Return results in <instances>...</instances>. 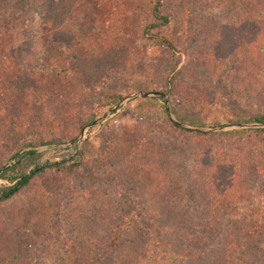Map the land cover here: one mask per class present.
Here are the masks:
<instances>
[{
    "label": "rangeland",
    "instance_id": "1",
    "mask_svg": "<svg viewBox=\"0 0 264 264\" xmlns=\"http://www.w3.org/2000/svg\"><path fill=\"white\" fill-rule=\"evenodd\" d=\"M162 11L152 33L172 49L147 34L142 0H0V175L15 152L38 156L0 199V264H264V141L248 132L264 129L248 122L264 115V0ZM151 92L185 127L163 99L135 96ZM108 94L123 99L87 124ZM171 124L231 128L201 132L226 134L208 142ZM223 141L242 173L216 154Z\"/></svg>",
    "mask_w": 264,
    "mask_h": 264
},
{
    "label": "trees",
    "instance_id": "2",
    "mask_svg": "<svg viewBox=\"0 0 264 264\" xmlns=\"http://www.w3.org/2000/svg\"><path fill=\"white\" fill-rule=\"evenodd\" d=\"M142 1H144L145 4L149 5L150 16H151L152 20L154 21V24L151 27L146 28L147 34L151 38L159 41L166 48L172 49L173 48L172 43L167 38H165L164 36H160V35L157 36V35H155V33H152V31H154V30L161 31L162 29L167 27L169 24V17L166 14H164L162 11V0H142ZM253 9H255V6L253 7ZM166 80L167 81H165L166 84H165L164 89L159 90V91L166 93L171 98V96L173 95L174 88L179 84L178 77L176 74H174V68L169 69V71L166 73ZM122 99H123V97L120 95H115V94L104 95L103 98L101 99L100 103H99L98 110L88 118L86 123L89 124V123L94 122L100 112L111 108L113 105H116ZM250 121H253V122L259 123V124H264V115H256L253 118L248 119V122H250ZM202 125H205V124L202 123ZM171 127L176 129L179 132H185L187 134L193 135L198 140H204V141H208V142H211L214 139L216 140V138H218V137H222L223 135H226V134L201 133V132L193 133L192 131H186V130L182 129L181 127H179L177 125H173V124H171ZM248 132L250 134H252L253 136H255V138H260L262 141H264V129L249 130ZM228 142L229 141H226V142L223 141V143H221L222 146L219 149L221 151L220 152L216 151V154L225 163L239 168V166L237 165V163L240 162L238 157L235 154L230 153L226 149V147L229 146ZM52 143L53 142L48 143V144H52ZM26 146H28L29 148L34 147L33 144H28ZM37 158H38L37 153L35 151H33L32 149L30 151H26L22 154L19 152H15L14 154L11 155L10 159L16 160L15 164L13 167L8 168L4 173H2L0 175V178H6L9 173H13L14 175L13 176L11 175L8 178H9L10 182H13L14 184L9 186V187L0 188V199H8L13 194H15V192L22 185H25L28 183L30 178L27 175L20 173V170L22 168L21 163L24 160H29L30 162H35ZM65 166H66V163L59 162V163L53 164L51 167H46L42 170H48L50 168H65ZM200 170H203L202 172H204V171H207L208 173L210 172L209 174H211L210 175L211 179H214L215 181L218 180L219 178H222V176H221L222 170L216 169L215 167L211 166L210 164H205L204 166L201 167ZM234 170L236 171V169H234ZM239 170L242 173V169L239 168ZM36 171H38V168L35 169V171H33L31 174L33 176L36 175V173H35ZM237 172H235V173H237ZM205 176H207V175H205ZM136 213L139 214L138 211ZM132 218H135V217L133 216ZM140 218H143V216ZM131 226H132V222L129 221L128 225H126V229L130 230ZM174 230L176 232H178V234H182L180 232H182L183 229L181 227H179L178 229H174ZM192 237L196 238L195 235H192ZM114 246H115V249H117V246L116 245H114ZM122 247L125 248L124 246H122ZM226 253L227 252H223V256L221 258L222 264H229L231 261H233V259L228 257V255ZM134 259L135 258L133 257L132 260H134Z\"/></svg>",
    "mask_w": 264,
    "mask_h": 264
},
{
    "label": "water",
    "instance_id": "3",
    "mask_svg": "<svg viewBox=\"0 0 264 264\" xmlns=\"http://www.w3.org/2000/svg\"><path fill=\"white\" fill-rule=\"evenodd\" d=\"M135 96H140V97H149V96H153V97H157V98H160V99H163L164 100V103H165V106H166V111H167V114L168 116L170 117L171 121L181 127H185V125L181 124L180 122L178 121H175L172 119V114H171V111L168 107V100L166 98V96L162 93H157V92H151V93H136ZM113 110L109 111L107 114L111 113ZM107 114H104L103 117L101 119H104L105 116ZM99 119V120H101ZM98 121H95L93 123V125H96ZM245 125H239L238 127H244ZM252 127H264V124H259L257 123L256 125H251ZM228 128H231V126H222V127H214V128H192V130L194 132H219V131H224Z\"/></svg>",
    "mask_w": 264,
    "mask_h": 264
}]
</instances>
